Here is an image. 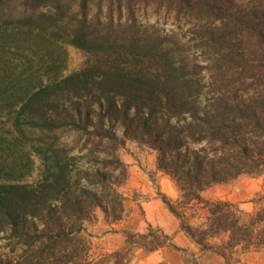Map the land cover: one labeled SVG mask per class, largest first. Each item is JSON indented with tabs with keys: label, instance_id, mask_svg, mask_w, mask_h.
Wrapping results in <instances>:
<instances>
[{
	"label": "trees",
	"instance_id": "trees-1",
	"mask_svg": "<svg viewBox=\"0 0 264 264\" xmlns=\"http://www.w3.org/2000/svg\"><path fill=\"white\" fill-rule=\"evenodd\" d=\"M0 15L108 55L67 75L60 58L52 82L0 129L20 151V163L0 168V264H137L135 249L172 246L149 224L126 231L122 248L94 252L88 223L99 211L111 222L126 214L128 139L156 151L178 191L157 195L201 253L233 264L264 251V201L204 195L264 174V0H0ZM36 160L42 173L28 181Z\"/></svg>",
	"mask_w": 264,
	"mask_h": 264
},
{
	"label": "rangeland",
	"instance_id": "rangeland-1",
	"mask_svg": "<svg viewBox=\"0 0 264 264\" xmlns=\"http://www.w3.org/2000/svg\"><path fill=\"white\" fill-rule=\"evenodd\" d=\"M12 8L13 6L8 10ZM44 29L24 28L8 16L0 15V129L2 131L9 128L5 123L11 122L13 112L24 109L21 99L31 97L41 89L43 82H52L57 76L56 61L59 62L60 58L62 60L59 63H63L65 68L64 75L88 69L90 65L108 60V55L102 53L86 51L70 44L61 46L63 44L52 41L45 34ZM159 29L169 32L172 28ZM61 47H64L63 50ZM113 55L110 57H114ZM1 130L0 134H3ZM9 142L0 139V168L5 165L7 170L20 163L18 160L20 151ZM120 155L128 171L127 178L120 186L124 195L126 214L122 220L111 222L99 211L96 221L88 223V231L94 241V252L98 254L118 250L125 245L126 231L144 232L148 225L152 224L170 234L173 245L153 253L135 249L133 256L135 263L227 264L224 258L214 252H207L201 260L202 253L199 246L180 229L179 220L157 195L161 190L172 199H176L178 191L174 183L158 169L156 151L128 139ZM42 169L40 160H36L35 170L27 180L38 179ZM14 175L18 177L19 173L16 172ZM168 191L172 192L171 195ZM204 195L208 199H225L241 204L245 208H252L256 203L264 201V174L242 175L230 182L214 184L204 192ZM233 264H264V251L242 252Z\"/></svg>",
	"mask_w": 264,
	"mask_h": 264
},
{
	"label": "crops",
	"instance_id": "crops-1",
	"mask_svg": "<svg viewBox=\"0 0 264 264\" xmlns=\"http://www.w3.org/2000/svg\"><path fill=\"white\" fill-rule=\"evenodd\" d=\"M166 177H167V176H166ZM167 179H168L169 181H171L168 177H167ZM171 182H172V181H171ZM168 193L171 195L172 192H169V191H168ZM165 249H166V248H165ZM163 250H164V249H163ZM160 251H161V250H160ZM208 252H209V251H208ZM206 255H207V252H203V253H202V258H201V260H203L204 257H205Z\"/></svg>",
	"mask_w": 264,
	"mask_h": 264
}]
</instances>
